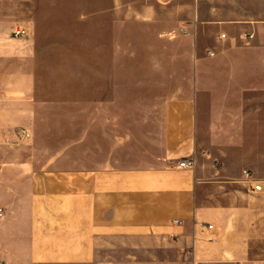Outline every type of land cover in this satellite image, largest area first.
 <instances>
[{"label": "crops", "instance_id": "crops-1", "mask_svg": "<svg viewBox=\"0 0 264 264\" xmlns=\"http://www.w3.org/2000/svg\"><path fill=\"white\" fill-rule=\"evenodd\" d=\"M202 4L189 35L220 25L217 46L149 97L144 128L97 131L76 165L6 150L28 140L25 72L8 68L27 39L0 37V264H264V0Z\"/></svg>", "mask_w": 264, "mask_h": 264}, {"label": "rangeland", "instance_id": "rangeland-1", "mask_svg": "<svg viewBox=\"0 0 264 264\" xmlns=\"http://www.w3.org/2000/svg\"><path fill=\"white\" fill-rule=\"evenodd\" d=\"M196 1L211 0H0V37L13 36L18 25L26 30L24 66L10 61L9 72L24 71L27 88L33 86L14 126L28 140L6 150L76 165L83 140L94 147L97 131L144 128L149 97L176 95L192 71L191 50L205 53L219 43L217 24L202 25L199 39L189 35Z\"/></svg>", "mask_w": 264, "mask_h": 264}, {"label": "built area", "instance_id": "built-area-1", "mask_svg": "<svg viewBox=\"0 0 264 264\" xmlns=\"http://www.w3.org/2000/svg\"><path fill=\"white\" fill-rule=\"evenodd\" d=\"M12 34L14 37L16 38H21L24 37L26 35V30L24 27L22 26H15L12 29ZM226 37V35L223 33L220 35V38L224 39ZM254 37L253 32H248V33H242L239 36V39L241 41H243L244 43L248 44ZM20 133L24 134V130H21ZM179 167H188V168H192L194 166V160L193 158L190 159H183L182 161H180L178 163ZM246 175H248V173L245 172Z\"/></svg>", "mask_w": 264, "mask_h": 264}]
</instances>
